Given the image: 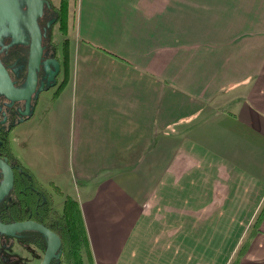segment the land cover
<instances>
[{
	"label": "crops",
	"instance_id": "obj_1",
	"mask_svg": "<svg viewBox=\"0 0 264 264\" xmlns=\"http://www.w3.org/2000/svg\"><path fill=\"white\" fill-rule=\"evenodd\" d=\"M71 1L18 157L77 201L83 264H264V0Z\"/></svg>",
	"mask_w": 264,
	"mask_h": 264
},
{
	"label": "flooded vegetation",
	"instance_id": "obj_2",
	"mask_svg": "<svg viewBox=\"0 0 264 264\" xmlns=\"http://www.w3.org/2000/svg\"><path fill=\"white\" fill-rule=\"evenodd\" d=\"M49 2L50 6L43 3L34 32L25 0H0V70L11 85L7 87L0 71V159L13 175L11 184L0 194V225L32 221L47 227L57 237L47 264H63L58 195L54 186L50 185L52 191L47 189L33 172L24 168L11 142L16 127L34 114L41 93L56 89L61 83L65 61L62 46L57 45L54 35L59 15ZM27 89L28 93H24ZM4 176L0 166V185ZM12 245L42 264L48 236L34 228L0 229V264H25L16 253L6 255Z\"/></svg>",
	"mask_w": 264,
	"mask_h": 264
},
{
	"label": "trees",
	"instance_id": "obj_3",
	"mask_svg": "<svg viewBox=\"0 0 264 264\" xmlns=\"http://www.w3.org/2000/svg\"><path fill=\"white\" fill-rule=\"evenodd\" d=\"M58 9V25L59 31L63 34L66 33L67 28V15H68V0H59V5H53ZM68 39L67 37L62 40V54L65 61L63 74L67 72V58H68ZM64 79L57 87L56 92L60 90ZM55 92V93H56ZM25 166V165H24ZM27 171H32L25 166ZM61 217V235H62V248H63V264H83L82 251L86 246V233L84 224L81 218L78 203L72 197H65L62 208L60 210ZM231 264H235L232 262Z\"/></svg>",
	"mask_w": 264,
	"mask_h": 264
},
{
	"label": "rangeland",
	"instance_id": "obj_4",
	"mask_svg": "<svg viewBox=\"0 0 264 264\" xmlns=\"http://www.w3.org/2000/svg\"><path fill=\"white\" fill-rule=\"evenodd\" d=\"M53 5L55 4L56 6L59 5V0H51ZM72 2L73 0L71 1V5H72ZM69 4H70V0H68V19H67V24H66V28H67V31L65 34L61 33L59 30H58V26L56 27L55 26V29H54V35H55V42L57 43V45H60L62 46V40H64L66 37L68 39V31L70 30V21L72 19V14H70V11H69ZM48 5V4H47ZM50 6V5H48ZM71 8L73 9V6H71ZM70 23V24H69ZM72 31V29L70 30ZM71 34V33H70ZM56 92V89L54 88H50V89H46L44 90L41 95H40V98H39V101L36 105V116L33 118L34 120H32L31 122H28L27 124H24V126H21L22 128V133L21 134H17V131L15 132V134L13 133V138H11V142H12V146H13V150L15 152V155L18 157V156H21V151L18 149V147L20 146L22 148V154H24L25 156V153L28 154V156L32 157V155H36V151L35 149H28L27 147L25 146H22L19 144V140L24 137V132L26 133H29L31 130L34 129L35 127V124H36V120H37V115L40 111L43 110V108H45V106H47L50 101L52 100V98H54L55 96V93ZM26 121V120H25ZM20 125V124H19ZM25 133V134H26ZM24 135V136H23ZM16 137V139H15ZM18 140V141H17ZM17 141V143L15 144L14 142ZM31 147V145H30ZM17 151V152H16ZM19 158V157H18ZM35 158L37 159V157L35 156ZM20 159V158H19ZM21 160V159H20ZM36 175V174H35ZM37 177V175H36ZM42 179V178H41ZM41 179H39V181L44 184V186L47 188V189H51L50 187V183H44L45 181H42ZM55 192L57 193V197L56 199L58 200V203L56 205L57 208L61 209V197L59 196V191L57 189H55ZM201 228V226H200ZM6 255H10L12 253H16L18 255H20L22 258H24V263L25 264H38V260L37 258L33 257V256H30L28 254L27 251H21L20 249H18V246L17 245H12L10 248H8L6 251H5ZM237 254H235L234 256L236 257Z\"/></svg>",
	"mask_w": 264,
	"mask_h": 264
},
{
	"label": "water",
	"instance_id": "obj_5",
	"mask_svg": "<svg viewBox=\"0 0 264 264\" xmlns=\"http://www.w3.org/2000/svg\"><path fill=\"white\" fill-rule=\"evenodd\" d=\"M26 4H27V13H28V19H29V23L31 24L32 28L34 29L35 32V27H36V17L38 16V14L41 11V8L43 7V3L45 2L46 4L50 5L49 0H25ZM55 67H56V71L59 69V63L55 62ZM1 69V68H0ZM1 74H2V78L5 81V84L7 85V87L9 88L11 85L8 81V79L6 78L4 72L2 70ZM33 82L30 86V88L32 87ZM48 87V86H47ZM29 88V89H30ZM29 89H27L24 93H28ZM22 93V92H21ZM0 166L4 169L5 171V176L4 179L0 185V194L11 184L12 182V172L11 169L9 168V166L7 165V163H5L3 160L0 159ZM18 229V228H34L37 229L41 232H43L45 235L48 236V245L45 251V255H44V259L42 264H47L51 254L53 253L54 248L56 247V240L57 237L56 235L50 231L47 227L32 222V221H27V222H21V223H13L10 225H0V229L2 230H7V229Z\"/></svg>",
	"mask_w": 264,
	"mask_h": 264
}]
</instances>
